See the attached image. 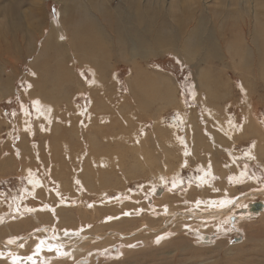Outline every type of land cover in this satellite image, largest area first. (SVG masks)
<instances>
[{
	"label": "rangeland",
	"instance_id": "1",
	"mask_svg": "<svg viewBox=\"0 0 264 264\" xmlns=\"http://www.w3.org/2000/svg\"><path fill=\"white\" fill-rule=\"evenodd\" d=\"M89 37L93 38L95 42L85 40ZM245 48L251 50V52L249 51L251 63L246 67L240 64V55ZM127 53L130 54L128 58ZM93 58L96 59V64H98L96 66L100 69L99 76L96 78L104 77L103 80L99 79L97 82V88L101 89H98V95L105 94V98L116 109H121L123 113H133V121L126 126L132 128L131 130L140 133H142L141 130H145V132L155 130L152 126L155 124L153 116L157 112L158 97L160 98L161 95L159 93L165 91V88H161L159 85L155 88L152 84L148 86L150 77H147L145 73H142V78L137 80L141 82L144 79L138 90L131 87L130 78L137 74L136 71L139 68L152 73L168 74L171 82L169 85L172 86H168L167 89H173L179 97V101L182 100L180 104H183L185 108L178 103L164 108L161 112L163 124L178 119L179 108L181 107L187 114L197 110L200 119L204 121V125L207 126L208 123L212 125L211 122L204 119V114L201 111L203 107L194 96L200 78L208 81L209 78L219 77L215 78L221 83L220 87L217 88H222L228 94L218 92L219 95H224L225 100L223 98L220 102L223 105L225 104V107L227 106V113L232 114L238 122L242 123L244 121L243 118L247 109L245 103L241 104V98L243 91H245L242 85L246 86L249 89L246 91H249L248 93H250L251 100L254 103L252 114L257 112L255 116L264 128V0H0V148L2 147L4 151L0 155V162L11 153L15 152L17 154L10 165L0 169V196L4 200L2 215L5 216L14 211L15 207L23 209L41 205L54 215L52 221L47 219L46 216L39 215L36 211L33 213L39 218L37 222L32 215L25 217L24 222L27 221V225L22 226L23 228L18 231L20 235L16 233L19 239L45 225L46 220L54 222L58 226L66 225L68 221L80 227L76 216L78 211L70 210L73 213L60 212L57 209L60 203L66 205L70 202L75 206L84 201L82 205L84 206V204H89V200L115 198L120 194L125 196L130 191L134 195L140 194L143 196L142 201H146L147 197H152V186L156 185L155 187L158 190L164 187L167 188V186L171 187L173 176L176 178L175 173H177V170L174 168L177 162L170 159L174 168L163 169L168 160L167 154L162 150L160 151V145L155 140H152L150 144L152 149L157 148L156 152L154 151L155 154L151 155L152 160L157 163V167L155 165L156 168L154 169V166H145L144 163L136 159V156H133L134 153L132 155L126 151L133 144V140L128 139L127 143L123 144L124 146L118 147L123 149L124 162L128 160L129 163L126 161L124 168L119 167V170L106 175L105 195L100 191V187H95L94 190L93 187H84L80 181H77L80 178L78 177L76 180L71 181L73 183L72 187L67 188L70 189V191H67L71 194L68 193L67 195L66 192H62L57 197L58 201L56 199L51 201L42 197L36 198L35 193L32 192L34 185L29 183L27 171L38 179H46V185L51 188L52 192L55 191L54 189L60 190L62 184L56 176H52V169L56 166V162L51 161V154L45 157L37 155L24 160L22 150L24 139H22V136H26L29 141L28 145L30 144L32 153H39V143L46 148L49 141H52L50 137L52 134L42 132L40 129L42 125H40V122H44V119L36 117L37 111L33 107L38 103V101H35L39 100L40 96L33 94L32 90L35 89L36 92H39L43 87L47 90L45 95L52 97L54 90L51 88L59 86L57 87L59 99H57L56 105L58 108L63 109L62 114L64 115H67L68 112L70 114L71 110L66 96L68 91H72L69 94L71 97L72 94H75L73 101L80 105L82 109L90 107L91 85L87 86V91L76 93L78 83L69 80L72 75L68 73V70L74 68L75 78L72 79L80 78L85 84H91L94 79V70L90 65ZM36 82L42 84L34 88ZM65 89L68 91L65 92ZM105 90L108 92H105ZM202 91L203 95H200L202 98H206V90ZM114 92L115 94H113ZM175 94L174 97L177 101ZM123 97H127L128 100L124 102ZM151 97L152 99H150ZM44 101L47 102H44L47 107H50L49 104H53L50 100L45 99ZM140 101L143 104L146 102L144 106L138 105ZM120 103H123L122 108ZM135 105L144 108L146 113L152 115L146 116L143 114L144 111L137 109L139 107H135ZM114 125H117L118 128ZM114 125L108 126L107 123L103 131H111L116 134L121 126L119 124ZM141 127L143 128L141 129ZM80 128L81 126L73 127L76 131H79ZM98 130L96 133L99 135L100 130ZM179 133L181 135L187 134L185 126L179 128ZM106 134L109 136L108 140H104V137L100 138L102 145L108 147L109 140H111L109 147H117L119 140L115 137L116 135L103 133V135ZM75 137L65 136V142H67L65 144L68 149L75 146L74 144L77 142V137L76 139ZM113 140L116 142H113ZM249 142L250 139H241L236 146L237 150L244 154L247 151ZM87 147L89 148V146ZM87 147L82 149L81 157L88 151ZM201 155H204V153H201ZM188 157V163L184 164L182 162L181 165L180 178L183 179V187L181 186L182 189L181 187L178 188L179 190L174 189L173 193H177V195H172L174 198L180 196L177 197V200H180L179 206L181 211L184 212L183 214L191 212L192 206H196L197 196L200 195V191L195 189L199 186L197 177L201 174V169L198 166L208 162L206 159ZM79 158L65 162L72 175H74V165L79 164L81 166ZM216 159L219 162L223 161L224 164L229 161L226 153L221 154ZM160 160L164 161L161 163L162 166H160ZM248 163L250 164L249 171L244 176L257 177L259 182L256 184V188L261 189V184L264 183V160L253 163L248 161ZM167 164L169 166V163ZM158 171L164 173L161 174ZM98 173L100 172L98 171ZM128 173L132 175L131 180L125 177V175H129ZM221 174L218 173L214 180L218 183V186L230 189L229 193L235 197L236 203L244 202V199L254 187L251 184H248V186L243 185L241 183L242 178H239L238 182L237 179L231 180L229 173L223 172ZM160 175L162 178H160ZM117 176L121 179L124 177L119 184L115 183ZM123 181L125 182L123 183ZM153 182L156 184L152 185ZM223 183L226 186L222 185ZM43 184L39 185L40 188L47 187L45 183ZM192 184H196V186H192ZM230 186L235 188L232 190ZM191 187L192 189L189 191ZM212 188V186L210 188L206 187V194L211 193L210 195L214 197L222 192V190L217 192V188L215 190ZM81 192L83 193L81 194ZM224 194L227 195V191ZM244 195L245 197H242L243 201H241L239 198ZM259 198L257 197V199ZM246 199L249 200V198ZM20 205L23 207H20ZM89 205L87 206V209L89 208L87 212L92 215L93 212ZM233 206L241 207L243 203L233 204ZM109 212H111V209L102 207L100 213L106 214ZM229 212L231 210L226 211V213ZM263 212L260 211L257 215L250 216V219L249 217H243V213H240L242 219H234L233 226L230 224L231 218H229L228 226L230 229L226 232L222 231L221 234H214L212 241L209 243L199 239L195 231L187 232L184 235L182 232L170 229L171 231L167 232V239L164 242L156 243L153 242L152 238H149L142 250H137L136 247L127 248V253L122 257L124 259L120 260L122 259L120 258L113 264H264ZM64 215L67 216L66 222L63 220ZM89 215L85 216V222H89ZM60 217L61 220H59ZM236 221H239V226L235 225ZM15 222L17 221L13 223ZM6 223V221L1 223V226H3L0 227V230H10V223H7L8 226H4ZM135 224L136 227L140 226L137 225L138 223ZM92 225L90 224V226ZM76 231L81 232L79 228H76ZM10 234L15 233L11 230ZM120 245V243H116L111 252L116 253ZM110 256L112 257V254L107 251L104 252V259H99L101 262H98V264H112ZM83 264H90V261Z\"/></svg>",
	"mask_w": 264,
	"mask_h": 264
},
{
	"label": "bare ground",
	"instance_id": "2",
	"mask_svg": "<svg viewBox=\"0 0 264 264\" xmlns=\"http://www.w3.org/2000/svg\"><path fill=\"white\" fill-rule=\"evenodd\" d=\"M85 40L95 42V40L91 37L85 38ZM141 43L143 44V41ZM249 51L251 52V50L245 48L240 55L241 63L240 62L239 63L245 67L247 65H250L249 63H251ZM126 56L128 58L130 54L127 53ZM92 60L93 62L90 63V65H92V70H94V79L93 82H91V84L88 85L85 84L80 78L72 79L75 78L74 68L68 70V73H71L72 75V78L69 80H74L75 82L78 83V86L76 85L77 86L76 93L87 91L88 90L87 86L91 85L92 96H91L90 107L86 109H82L80 105H77L73 101V97L75 96V94L74 95L72 94L71 97V95L69 94H71L72 91H68L67 89H65L64 90L65 92L68 91L66 93V96L67 99L69 100V106L71 107V110H70V114L68 112L67 115H64L62 114L63 109L58 108V106L56 105V101L57 99H59L57 96V93L59 92L57 87L59 86L51 88L52 90H54L52 97L45 95L47 90H45L43 87H41L39 92H36L35 89L32 90L33 94L40 96V98L37 97L39 100L35 101V102L38 101L37 104L35 103L36 106H33L35 107V111H37L36 117L38 119H44V122L42 123L40 122V125L42 124L40 126V129L42 132H47L50 135L52 134L51 136L49 135L52 141H49V144L48 146H46V148L45 146H42L39 143L38 145L39 153L38 152L32 153L30 144L28 145L29 141L26 139V136L25 137L22 136V139H24V141H22L24 160L36 157L37 155H40L41 157H45L48 154H51V158H50L51 161L56 162V166L53 167L52 169L53 170L52 176H56L62 184V188H60V190L54 189L55 191L52 192L51 188L46 185L47 184L46 179H38L31 172L28 173L27 171L29 183L31 185H34V187L32 188V192L35 193L36 198L42 197V198H47L51 201L55 199L56 201H58L57 197H59L62 194V192L63 193L66 192L67 195L68 193H70L68 192L70 191V189L67 188L69 187L71 188L73 185L71 181L76 180L78 177L80 178H78L77 181H80L84 187H88V186L93 187V190L95 187H100L101 188L100 191H102L103 195H105L104 190H106L105 187L106 175H109L110 173L119 170V167L124 168L125 162L128 161L126 160L124 162L123 154H122L123 149L118 147L127 143L128 139L133 140V144L130 147H128L126 151H128V153L130 154L134 153V155L133 154L132 155L134 157L136 156V159L144 163L145 166H149V165H151V167L154 166V169L157 167L156 165L157 163H155L154 160H152L151 155L155 154L156 152L155 150H157V148L152 149L150 144L152 140H155V142L160 145L159 147L160 151L162 150L165 152V154H167L168 160L165 166L163 167V169L165 168V170H169L170 168H174L172 162L170 161V159H173L174 162L175 161L177 162V165L175 164L174 169L177 170L178 174L175 173L176 178L172 175L173 180L171 187L167 186V188L164 187L163 189L158 190L157 187H155L156 185L152 186L153 187L152 197H147L146 201H142L143 196H141L140 194L134 195V193L130 191L127 192L125 196L120 194L118 197L115 198L108 197L106 199L102 198V200H97V201L89 200L88 203L90 205L84 204V206H82L84 201H82L81 204L75 206L70 202H68L66 205H63L62 203L58 204L57 209L60 212L64 211V213H66V212H70V210L78 211L76 216L78 217V224L80 225V227L75 224L69 223L67 221L66 215H64L63 218L65 222L67 221L66 225L58 226L54 222H50L52 221L54 215H52L49 211L45 210V207L42 205L36 207L32 206L30 208L26 207L27 209L26 208L20 209L18 207H15L14 211H11L4 216L2 215V212L4 211V200L0 196V227L3 226V225L1 226V223L3 221H6L7 223H10L9 225H11L10 230H5V229L0 230V264H80L79 261L81 262V264L87 263L89 261L90 264H98V262H101L99 259H104L103 258L104 252L106 251L112 254V257L110 256L109 258L111 259L113 264L118 259L125 256L124 254L127 253V248L136 247L137 250H142L143 247H145V245L147 244V240H149V238H152L153 242H156L157 237H164L163 240L160 241L159 243L164 242V240L167 239L166 238L167 232L170 229L172 230L175 229L176 232L177 231L182 232L184 235L187 232L189 233L190 231H195V234L199 237V239H201L203 242L205 241L209 243L212 241V236H214V234L216 233L221 234L222 231L226 232L228 229H230L228 226V223L230 222L229 218H231V222H232V223L230 222V224L232 226L234 225L232 215L235 214V212H237L238 208L240 207L233 206V204L239 205V203L240 204L243 203V207H248V213L250 214L252 213V207L254 202L260 200L264 203V183L261 184L262 185L261 189L259 187L256 188V184L259 182L258 178L251 177L252 175L244 176V174L249 171L248 167L250 164L248 163V161L250 163H253L255 161L260 162L264 160L262 159V157H264V130H263L264 128L262 126L263 124L261 125V123L258 121L259 119L255 116L257 112H254V114H252L254 109L253 108L254 103L251 100L250 93H248L249 91L248 92L246 91L249 90L246 86L245 88L242 85V88L245 91H243L242 94L241 104L245 103L244 105L247 111L243 118L244 121L241 123L236 121L232 114L230 113L228 114L227 113L228 109L226 108L227 106L225 107L224 106L225 104L223 105L220 102V100L224 98V95H219V93L227 94V92H225L222 88H217L220 87L221 83L218 79L215 78H219V77L209 78L208 81L200 78L198 81L199 83L197 84V91H195L194 98L197 99L199 101V104L203 107L201 111L202 114H204L203 116L204 119L212 123V125L208 123V125L206 126L204 125V121L200 119V114H198L197 110L192 111L191 114H187L185 111H183L184 109H182L181 107L184 106L183 104L182 105L180 104L182 100L179 101V97H177L173 89L172 90L167 89L168 86H172L169 85L171 84V82L169 81L170 76L168 74H163L161 72L152 73L146 71V69L139 68L138 71H136L137 74L133 77L135 79L133 80V78H130L129 82H131L132 85L131 87H133L135 90H138V87L141 86L142 84L141 82L144 79H142L141 82L137 80L138 78H142L141 76L142 73H145V75H147V77L149 76L151 79L148 80L145 78L146 80H148V86L152 84L154 88L157 85H159L161 88L162 87L165 88V91L163 93L162 92L159 93L161 95L160 98L158 97L157 112L153 116L155 124H153L152 126L155 129L154 130L155 132L154 131L145 132V130L144 131L141 130L142 133H140L139 131L137 132L136 130H131L132 128L130 129L126 127L128 123L133 121L134 115L132 112L131 114L125 112L123 113L121 109L119 110L116 109V107H114L109 102V100L105 98V94L98 95L99 90L101 89L97 88V82L99 79L103 80L104 77L100 75L103 78H96L99 76L98 73L100 69L97 68L96 66L98 65L96 64V59L93 58ZM41 84L42 83L36 82L34 84V88H36V86H39ZM141 89L143 88L141 87ZM202 90H206V94H207L206 98L205 97L202 98V96L200 95L203 92ZM106 91L107 90H105V92ZM113 94H115V92ZM174 94L176 95L178 102L176 101ZM227 95H225V97H227ZM61 96L64 97L65 95H61ZM152 97L150 99H152ZM45 99L52 101L53 104L52 105L49 104L48 106L50 107H47L46 105H44V102H46L44 101ZM122 100L125 102L126 100H128V98L123 97ZM223 100H225V98ZM175 103L181 105V107L179 108L178 119L174 120V122L163 124V117L161 115V112L168 105L173 106V104ZM122 104L123 103H120L121 108H122ZM144 104L140 101V104L138 105L144 106ZM140 106L135 105V107H139L137 109L144 111L145 109L141 108ZM105 113L107 114L105 115ZM143 114H145L148 117L152 115L146 113L145 111L143 112ZM107 123L108 126L119 124L121 126V129L119 128L120 130H118L119 132H117L116 134H113V132L111 131H103L104 130L103 128L107 126ZM77 126H81L79 131L73 129V127L77 128ZM114 126L118 128L117 125ZM182 126H185L186 128L187 131L186 135H181L180 134L181 131L179 133V128H181ZM142 128L143 127H141V129ZM98 129L100 130V132H98L100 133L99 135L96 133ZM105 132L111 135H116L115 137L119 140V143L116 145L117 147H112L111 145H110L111 147H109L111 140H109L108 147H105L107 145L105 146L102 145V143L100 142V138L104 137L105 138L104 140L106 139L108 140L109 138L107 134L103 135V133ZM65 136L77 137V139L75 137L77 142L74 144L75 146L73 148L71 149L67 148L65 144L67 143L65 142L66 141ZM241 139H245V140L250 139V142L248 143L249 145L246 149L247 151L244 150L245 151V153L243 152L244 154L239 152L236 148L238 142ZM113 142L116 141L113 140ZM104 143L106 144V142ZM87 146H89V148ZM41 147L45 149L43 150V148ZM84 147L85 148L87 147L88 151H86L84 156L81 157L80 154ZM3 153L4 151L2 150L1 147L0 155H2ZM201 153H204V155H201ZM224 153H226L229 160L225 164L223 163V161L219 162L216 159V157L220 156L221 154L223 155ZM16 156L17 154L14 152L11 153L8 157L3 158V161H1L2 163L0 162V169H3L6 166L10 165L12 163V160H15ZM187 157L206 159V161L208 162L205 164L202 163L201 165L198 166L201 169V174L198 175V177L196 175V177L198 178L197 183H199L198 184L199 186L197 185L198 188L195 189L196 191L197 190L200 191V195L197 196L196 206L194 207L192 206L191 212L187 214L186 213L183 214L184 212L181 211L179 206L180 200H177V197L180 196H175L174 198L172 195H177V193H173V190L178 189L180 188V186H182L183 179L180 178L181 168H182L181 165L182 162H184V164L188 163L189 159H187ZM78 158L79 160H81L80 162L81 166L79 164L74 165V167L72 166L74 168L73 170L74 175H72V173L70 174L68 165L65 162H67V160L70 159L77 160ZM157 159L159 160V158ZM163 162L164 161L159 162L160 166H162L161 163ZM167 163H169V166ZM98 171L100 173H98ZM149 172L150 170L148 171V173ZM223 172L229 173V178H231V180L233 181L237 179V181L239 182V178H242L241 183L243 185L248 186V184H251L254 187L252 191H250L249 188L250 191L248 193L249 197H247L248 195L246 196V198H249V200L245 198L244 202L236 203L235 197L230 195L229 193L230 189L221 188L220 186H218V183L214 180L217 177L216 175L218 173L221 174ZM159 173L162 174L164 172L160 171ZM125 177L127 179L130 178L131 180L132 175L131 174L125 175ZM160 178H162V176ZM115 179H116L115 180L116 184L122 182V179L119 176H117ZM161 181L162 183H164L162 179ZM124 182L125 181H123V183ZM43 183H45L47 187L40 188L39 185ZM154 184L156 183L153 182L152 185ZM193 185L196 186V184H192V186ZM222 185L226 186L225 183H223ZM211 186L213 187L212 189L214 190L217 188L216 190L217 192L220 190H222V192L218 193L214 197L210 195L211 193L206 194L207 192L206 187L210 188ZM230 187H232V190L233 188H235L234 186H230ZM191 189L192 187L189 189V191ZM226 191H227V195L224 194ZM82 193L83 192H81V194ZM182 193H186V192H182ZM182 193H180V195H182ZM83 195L85 196V193ZM242 197H245V195L239 198L241 201H243ZM257 197L260 198L257 199ZM88 205L92 209L93 213L90 212L92 213V215H89L87 212L89 209V208L87 209ZM21 206L22 205H20V207ZM102 207L111 209V212L106 214L100 213L102 211ZM227 210H231V212L226 213ZM34 211H36V213H38L41 216H46L47 219H49L50 221L46 220L45 225L37 229L34 228L35 230H33L31 233L28 232L29 233L28 235L19 239L16 233H18V231L21 228H23L22 226L27 225V221L24 222V218L29 217L28 215H32L36 222L39 219L34 215L35 214L33 213ZM263 211H264V206L261 209V212ZM70 213H73V211ZM86 215L90 216L89 219V222L91 221L90 223L85 222L84 218ZM241 217H237V219ZM250 218L251 217H249V219ZM61 219L62 218L60 217L59 220ZM139 220H141V222H139ZM14 221L17 222L13 223ZM159 221L161 222L158 223ZM7 223L4 224V226H8ZM135 223H138L137 225L140 226L136 227ZM90 224L93 225L90 226ZM170 225L172 226L170 227ZM235 225L239 226L240 225L239 221L238 222L236 221ZM76 228H79L81 232L76 231ZM11 230L16 235L10 234ZM41 241H43V244H41ZM116 243H120L121 245L118 251L116 253H113L111 252V250L112 247L116 245ZM123 259L124 258L120 260Z\"/></svg>",
	"mask_w": 264,
	"mask_h": 264
},
{
	"label": "water",
	"instance_id": "3",
	"mask_svg": "<svg viewBox=\"0 0 264 264\" xmlns=\"http://www.w3.org/2000/svg\"><path fill=\"white\" fill-rule=\"evenodd\" d=\"M181 187V186H180ZM264 203L262 201H256L253 203V207H252V213H248V207H243L241 206L240 208H238L237 212H235V214L232 215L233 220L236 219L237 217H240L239 214L243 213V217H250V216H254L256 214H258L261 209L263 208ZM209 240V239H208ZM85 262V261H84ZM79 263L81 264V262L79 261Z\"/></svg>",
	"mask_w": 264,
	"mask_h": 264
},
{
	"label": "snow or ice",
	"instance_id": "4",
	"mask_svg": "<svg viewBox=\"0 0 264 264\" xmlns=\"http://www.w3.org/2000/svg\"><path fill=\"white\" fill-rule=\"evenodd\" d=\"M109 219H111V218H109ZM163 238H164V237H157V240H156V242H157V243H159V242H160V240H161V239H163ZM41 244H43V241H41ZM38 247H39V245H38ZM130 247H131V246H130Z\"/></svg>",
	"mask_w": 264,
	"mask_h": 264
}]
</instances>
